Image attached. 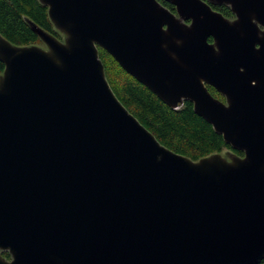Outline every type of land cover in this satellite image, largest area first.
Wrapping results in <instances>:
<instances>
[{
  "label": "water",
  "instance_id": "water-1",
  "mask_svg": "<svg viewBox=\"0 0 264 264\" xmlns=\"http://www.w3.org/2000/svg\"><path fill=\"white\" fill-rule=\"evenodd\" d=\"M38 1L63 39L30 20L42 47L0 33V264H260L264 0H166L177 14L158 0ZM100 48L243 155L163 146L114 93Z\"/></svg>",
  "mask_w": 264,
  "mask_h": 264
},
{
  "label": "trees",
  "instance_id": "trees-1",
  "mask_svg": "<svg viewBox=\"0 0 264 264\" xmlns=\"http://www.w3.org/2000/svg\"><path fill=\"white\" fill-rule=\"evenodd\" d=\"M27 20L62 39L49 19L48 9L38 0H0V33L9 42L16 46L42 43ZM99 52L107 80L118 99L163 146L193 161L225 150L243 155L233 151L208 122L195 114L191 102L186 101L178 109L170 108L125 72L105 50L100 48ZM4 69L0 62V73ZM208 88L215 97L224 99L212 87ZM3 256L10 259L8 253ZM260 264H264V260Z\"/></svg>",
  "mask_w": 264,
  "mask_h": 264
},
{
  "label": "flooded vegetation",
  "instance_id": "flooded-vegetation-1",
  "mask_svg": "<svg viewBox=\"0 0 264 264\" xmlns=\"http://www.w3.org/2000/svg\"><path fill=\"white\" fill-rule=\"evenodd\" d=\"M164 7H166L168 10H170L172 13L177 14L176 8L174 5L168 3L166 0H158ZM203 1H208V0H203ZM213 10L219 12L220 14H222L226 19H230V20H238L239 17L237 15V13L233 12V10L231 9L230 6L225 5V4H220V5H211ZM187 24L190 23V21L186 22ZM260 29H263V26L259 25ZM212 39H210L211 41ZM212 42V41H211ZM1 74V73H0ZM210 87V86H209ZM213 88V87H212ZM214 89V88H213ZM215 90V89H214ZM216 91V90H215ZM217 92V91H216ZM218 93V92H217ZM219 94V93H218ZM223 97V96H222ZM217 98V97H216ZM224 98V97H223ZM220 99V98H218ZM223 102H225V98L224 99H220Z\"/></svg>",
  "mask_w": 264,
  "mask_h": 264
},
{
  "label": "rangeland",
  "instance_id": "rangeland-1",
  "mask_svg": "<svg viewBox=\"0 0 264 264\" xmlns=\"http://www.w3.org/2000/svg\"><path fill=\"white\" fill-rule=\"evenodd\" d=\"M62 39H63V38H62ZM38 46H41V47H42V46H44V44L41 43V44H39ZM225 153H229V151H228V150H225V151L222 152V154H225Z\"/></svg>",
  "mask_w": 264,
  "mask_h": 264
}]
</instances>
